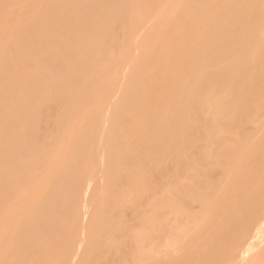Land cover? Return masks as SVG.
<instances>
[{"label": "bare ground", "instance_id": "bare-ground-1", "mask_svg": "<svg viewBox=\"0 0 264 264\" xmlns=\"http://www.w3.org/2000/svg\"><path fill=\"white\" fill-rule=\"evenodd\" d=\"M148 1L149 0H146L145 3H148ZM150 1L152 2V0ZM154 1L157 2V0H153V3L149 2L148 5L153 4L154 7ZM184 1H186V3L189 1V4L187 5H190L192 9L186 10V12L183 11L184 13L180 12L179 16L176 18L177 20L175 19L176 21L173 22V25L169 26L170 30L168 32V25H166L167 27L165 26L167 29L163 28L164 32L160 37L161 40L153 44L142 55L138 69H133L134 71L132 75L123 84L115 104L111 107V109L109 108L110 131L106 143L109 152V158L107 161L106 175L102 184V194L97 198V203L105 204V207L109 206L107 207L109 210L104 209L106 210V213L113 207L126 200L127 195L129 194L128 189H131L133 185V188L137 190V193L135 191L134 194L136 193L137 195L133 194L134 196L129 195V197H135L137 199L135 202L133 200L134 204H139L141 199H144L146 200L145 204L147 203L146 205L148 206L146 207L147 209L145 211L142 210L140 212L135 211L136 208L134 209L132 207L133 213L137 212L136 221L140 222L138 229L134 230H137V248L140 241L144 239L150 240V238H152V234L157 235L155 230L160 224L163 226L165 217L162 215V210L165 208L168 214L172 213V211H176L178 216L179 211L181 217L182 215L185 216L184 218L186 220L183 217L182 218L183 221H186V225L188 224L187 228L185 232L180 233V236L176 237L177 239L175 241H180L183 239L188 240L189 245L191 246V248L188 247L189 252L194 251L195 247L198 248L199 238L201 237L197 236V234L200 235L198 231L196 234V230L199 229L197 225L192 226V222L194 220L202 221L203 219H207L210 215L215 214L217 218L215 219L216 225H214L218 229L217 235L220 237H225L227 236V224L234 217L241 216L243 211H249L250 215L248 219L250 220L248 221L249 223L247 222L248 224L244 228L245 231H242L241 234L238 235L236 241H234L233 244H230L227 250L223 251L222 256L219 258L220 260H217L220 261V264H231L234 263L233 259L236 260L237 258H240L243 260L242 264H264V152L261 153L262 155L260 154V158L256 157L257 152H260V149H264V118L260 123L257 122V125L259 124L256 129L257 133H259L258 137L255 138L257 133H246L247 131H251L252 128L255 129L252 126V128H250L251 130H249L248 124L250 121H253L252 118L254 119V116H252L253 113L257 114V111L260 110V115L262 112L264 115V0ZM98 2L97 4L99 8L102 6L103 1H100L102 3H100V6ZM116 2H118V0H116ZM92 3L93 2L89 4L90 7L92 6ZM174 3L172 4L174 5ZM173 5L171 7H173ZM142 6H140L139 10L149 7L146 9L151 10L150 13L152 16L157 14V9L147 6V4L145 7ZM168 6L165 8L168 9ZM73 7H76V5ZM87 7L88 6H86L85 9ZM109 8L111 9L112 7ZM169 9L172 10V8ZM89 10H93V8ZM142 11H140V14H142H139L140 17L147 15L142 13ZM87 12L89 13L90 11L87 10ZM41 13H39L40 16H42L45 12L43 14ZM167 13H170V11H167ZM160 14L157 16H160ZM170 14H176V12L174 11V13L172 12ZM129 15L130 14L127 13V16ZM139 15H137L138 18H140ZM115 16L119 17L120 15L115 14ZM106 18L107 17H105L103 20ZM65 19L66 18H64L63 21H65ZM41 20L42 19H40V21ZM79 21L77 22L79 23ZM121 21L124 22V20ZM60 25L57 28V32L62 26ZM171 26L173 27L172 30L174 31L171 30ZM43 30L44 27L41 26L39 32L41 33ZM127 32V30L126 33L124 31L128 37ZM172 32H174L173 35L171 34ZM124 33H120L121 37H124L125 40H128L124 36ZM53 34H55V31ZM84 35L85 34H81L83 37ZM133 35L134 34H132V36ZM19 36H21V34ZM14 40L18 42L17 35L14 37ZM139 40H141V38ZM108 41L111 44V40L109 39ZM155 41L156 40H154V42ZM21 44L22 40L20 45ZM49 45L50 43L48 46ZM137 45L138 44H136V46ZM144 46L146 47L145 44ZM118 47L119 46L114 48L117 52ZM145 47H143V49H145ZM98 48L102 47L98 45L96 46L95 44H90L84 48H78V58L74 60L45 61V90L43 97L44 109L42 110L45 111L43 122H45L48 126L50 121H56L57 119L63 120L66 118L67 122L70 123L73 121V117L76 116L78 111L87 107L88 104L94 100L96 101V99H98L100 96L105 97L111 94L113 91H111V72L113 70L114 63L111 58L104 57L108 54L110 56V49H106L108 52L107 54L104 53V49H100L104 53V56L102 54L100 55L102 56L101 58H93V52ZM124 48L125 46L121 49ZM134 48L139 49V47L135 46ZM140 50L138 51L140 52ZM113 51L115 52V50ZM117 52L115 53L118 54ZM130 58L132 57L129 56V59ZM38 64L41 63L38 62ZM38 64L36 63V65ZM13 71L14 72L12 73H15V70ZM27 71L30 72L31 70H26V72ZM28 72L27 74H29ZM23 73L25 74V72ZM86 74L87 76H84ZM26 75H24V77ZM82 75L84 77H82ZM13 76H15V74ZM14 78L16 77L11 79V84H13V81L16 80ZM0 80L2 81L1 86L4 87L5 83H7V76L0 77ZM43 84L41 83V87L44 86ZM13 85L11 86L13 87ZM11 86L7 87L10 88ZM74 86L75 90L73 89ZM9 88L8 90L6 89L7 92H10ZM39 88L37 87V89ZM17 95L19 94L16 93V97ZM63 112L69 113L65 117H62L60 113ZM260 115H258L257 119ZM7 116L9 118L10 114H7ZM81 117L82 116H80V118ZM105 117H107V115ZM8 118L5 117L4 119ZM98 119V115L93 117V123L97 124ZM8 121L9 120L6 122L8 123ZM57 121L56 123L58 124L59 122ZM43 122L40 121V123ZM79 123L81 122L79 121ZM79 123L78 125H81ZM246 123L248 124V129H245L244 132L243 128H247ZM52 125L53 124L51 122V126L49 127L52 128ZM41 126L43 127V125ZM57 127L55 130H52L56 131L54 132L55 134H58L59 131V129L57 130ZM45 128L46 131H51L47 127L42 129ZM41 131L43 133V130ZM49 134L50 133L46 134L47 136L45 135L41 139L40 143H42V145L45 140L46 142L48 141V136H50ZM67 135L69 136V133L66 134V136ZM88 136L89 139L84 149L79 150V152L76 154L72 153L73 160L64 166L59 179L52 185L53 188L49 192L44 206L42 205L41 208L39 205H34L30 211V216L28 215L29 218H24L17 224L13 223L16 224L15 226L12 224V226L15 228L14 230L12 229L13 231L10 232V234L12 237L18 238L19 241L13 249L9 242H6V245L0 249V264H31V262L29 263L27 260L28 256L26 255L27 252H29V248L32 246H34L35 249H37V251L40 253L42 262L49 261V258L53 259L51 258L50 250L54 245V240L57 239L58 241L59 238H53L51 234H54L55 231H58L59 234H61L58 236L62 237L67 227H70L78 216L79 203L77 200V194L79 192L82 174L84 171V162L81 160L83 158L85 161V159L90 157L88 151L91 147V139H93V135ZM29 138H32V140L34 139L30 135ZM50 138L53 137L50 136ZM77 138L79 137L77 136ZM99 139L100 138H98V140ZM32 140L29 142L31 143L34 141ZM29 145L28 147H30ZM39 145L38 147H40ZM60 149L62 150V148ZM63 150L61 152L63 155H65ZM12 152H14V149ZM16 154L18 156V153ZM14 156L16 157L15 154ZM61 157L59 155V158ZM256 158L258 160H255ZM56 161L57 160L55 158V162ZM100 161H102V159ZM223 162L229 163L231 168L233 167V171L242 168L243 166L249 165L251 167V162L252 164L255 162L256 167H260L261 170V173L258 175H256V169H254L255 171L252 170V173L254 171L255 174L252 175L251 173H248L251 174V176H247L249 181L238 182V184L240 183L238 185V191L237 193L235 192L237 194V201L233 203L229 202L227 200L228 198H226L228 191L226 192V196L224 189V191L222 190L218 193V189L222 186V184L226 183L225 178L222 179L221 185H219L215 180L218 178V174L216 173L215 175V172H217L216 170H218V168L223 167ZM56 164L54 163L53 166H56ZM2 168L3 167H1L0 170H2ZM231 168L229 169V175H231ZM32 169L33 168L31 167V169L25 171L23 165V172L21 173L0 172V217L3 214L4 209L9 205V201L13 197L15 190L18 191L19 189H22L24 184V176L30 173ZM250 170L251 168L246 171L249 172ZM241 171L243 172V169ZM53 173L51 172L52 175ZM212 174H214L216 177L213 178L214 180L211 179V176L214 177ZM237 179L238 180L234 179V181H239V178ZM44 181L42 182L45 183ZM46 181H48L47 178ZM236 182L234 183L236 184ZM242 182L244 184H241ZM128 184L131 186L130 188H128ZM232 186L234 185L232 184ZM232 186L231 188L228 186L230 189L228 187L227 189L231 191ZM33 188L34 187H32V189ZM43 188L40 189L43 190ZM32 191L30 193H32ZM40 191H37V193ZM157 191L161 194L157 193V195ZM35 192L32 193L31 196L37 195ZM228 193L230 195L233 194V192L232 194L231 192ZM34 202L31 203L34 204ZM128 202V204H133L132 200ZM194 202H198L199 204V213H197L198 211L194 213L193 209H191L192 206H189V204ZM25 204L26 202L24 203V207L26 208ZM65 206H67V210H61L62 207ZM111 206L112 208L110 209ZM18 208L20 209V207ZM121 208L122 207H120V209ZM190 209L192 210V214L190 213ZM22 211L24 212V210ZM116 212L117 211L115 210V213ZM118 212L121 213V210ZM118 212L117 214L121 215ZM148 212L150 214H147ZM48 219H51V228L54 229V231L48 230ZM133 220H135V218ZM4 222L5 221L2 222L3 225ZM121 222L118 223H120V225H124L126 223H124L122 220ZM212 223L211 225L214 227ZM126 224L128 227L124 226V228L126 227L129 229V224ZM3 225L1 224L0 226ZM111 225L113 226V224ZM117 225L118 229L121 228V232H126V229L124 230L122 226H119V224ZM6 228L7 227L2 228L4 232V229ZM204 228H207V231L205 230L207 233L204 231L202 232H204L206 235L208 234L210 225L209 227L204 226ZM131 229L133 228L131 227ZM212 230L213 229H211V231ZM0 231L2 232V230ZM105 232L103 233L102 230L103 234L107 233ZM109 232L111 231H108L107 234H110ZM113 232L111 233L112 235H119V233L117 234V231L115 232L116 234ZM126 233H128V230ZM126 235L127 238L129 234ZM213 235L215 236V234ZM120 236L122 238V236L124 237L125 235L122 234ZM117 238L118 237H116L114 240ZM126 238H122L123 240H121L123 242H127L128 240H130V242L132 241V239L126 240ZM7 240L9 241V236H7ZM110 240V244L117 243V241L114 242L111 237ZM102 241H105L107 245L109 244V240ZM102 241L99 240L101 245L104 244ZM127 243H129V241ZM127 243H124L127 245V247L130 245L131 247L133 246V244ZM257 244H262V246L257 248L255 247ZM98 246H100V244ZM104 246L101 247L105 248ZM115 246L116 245H114V247ZM119 249H117L118 254H120L118 252ZM121 249L124 248L122 247ZM121 249L120 251H122ZM224 249L226 248L224 247ZM109 251L111 250L108 249L107 252L109 253ZM124 251L126 250L124 249ZM128 252L125 254L126 256L128 255ZM102 253L103 252L96 250V248L93 250V255L95 254V261L94 258H92L94 264H101L100 257L104 255V253L103 255ZM215 253H217V251ZM110 254L120 259L119 256H121V254L118 256L112 252H110ZM210 254L211 253L208 255ZM125 255L123 254L122 256L126 257ZM115 257L114 260L116 261ZM204 257L206 258V256ZM104 258L106 259L107 257L105 256ZM92 259H89L90 262H92ZM118 259V262L125 264L126 260L122 262ZM138 261L139 263H142L140 260ZM181 261L182 262L169 260L166 262V264H182L184 261ZM212 261L213 260L210 262ZM103 263L106 262L104 261L102 264Z\"/></svg>", "mask_w": 264, "mask_h": 264}, {"label": "rangeland", "instance_id": "rangeland-1", "mask_svg": "<svg viewBox=\"0 0 264 264\" xmlns=\"http://www.w3.org/2000/svg\"><path fill=\"white\" fill-rule=\"evenodd\" d=\"M81 1L82 0H48L47 2V0H0V77L7 76V80H6L7 83H5L4 87L1 86L2 81L0 80V94L1 95L5 94L3 96L0 95L1 97V100H0V168L3 167L2 170H0V172L2 173L3 172L21 173L23 172V165H24L25 171H28L29 169H31V167L33 168L30 173L24 176V184H23L22 189H19L18 191L15 190L13 197L9 201V205L4 209L3 214L0 217V225L1 224L3 225L2 222L5 221L4 225L0 226V230H2V232L0 231V236H1L0 237V249H2V247L6 245V242H9V244L12 246V249L14 248V246L18 243L19 239L16 237H12V235L10 234V232H12L15 228L13 226H15L18 222L22 221L24 218L25 219L29 218L30 211L34 205H39L41 208H42V205L44 206L45 201L49 195V192L53 188L52 185L55 182H57V180L59 179L64 166L67 163H69L71 160H73L72 153L76 154L79 152V150L84 149L89 139L88 135H93V139H91V147L89 148V151H88L90 157L85 159V161L83 160V158L81 160L82 162H84L83 164L84 171L82 174V181H81V185L79 188V192L77 194L78 196L77 200L79 203L78 216L76 217L73 224L70 227L69 226L67 227L62 237L58 236V235H61L59 234L58 231H55L54 234H51L53 238H59L58 241L57 239L54 240V245L50 250V255H51V258L53 259L49 258V261L42 262L40 253L37 251V249H35L34 246H32L29 248V252L25 251L27 252L26 256H28L27 260L29 261V263L31 262V264H67L70 261L69 264H89V263L94 264L95 254L93 255V250H95L96 248V250H99V252H103L104 255L107 257L106 258L107 260H106L104 258L105 256L102 253L103 256L100 257L101 264L104 261L106 263H103V264H124V263L118 262L117 261L118 257L116 258L114 255H111L110 252H112L116 256L120 254L122 256L123 254L124 255L127 254L129 250L130 251L128 252V255L127 256L125 255L126 257L119 256L121 260L120 259L118 260L122 262L126 260V262L130 264H137L139 263L138 260L142 262L139 264H166V262L169 260L179 261V262H182L181 260H183L184 262L182 264H200V263L201 264H209V263L215 264L216 262H218L216 264H220L219 263L220 261H218L217 259H219L222 256L223 251L227 250L228 246L230 244H233L234 241H236V239L238 238V235L241 234L242 231H245L244 228L249 223L248 221L250 220L248 219L250 215L249 211H243L241 213V216L234 217L233 218L234 220L232 219L227 224V227H228L226 230L227 236L225 237H220L219 235H217L218 229L215 226L216 225L215 219L217 218V216L215 214L210 215L207 219L205 220L203 219L202 221L194 220L192 222V226L197 225L199 229L196 230V234L198 231L200 235L197 234V236L198 237L201 236V237L199 238L198 248L195 247L194 251L189 252L188 249L191 248V246L189 245L188 240L183 239L180 241H175L177 239L176 237L180 236L179 235L180 233L185 232L187 228L188 224L186 225L185 223L186 222L185 221L186 219L184 218L185 216L182 215V217L185 219L183 221V218L181 217L179 211H178V216H177L176 211L173 212L171 210L172 213L168 214L165 208L164 210H162V215H164L165 217L163 226L160 224L159 225L160 227L158 226L155 230V232H157V235L152 234V238H150V240L144 239L140 241L138 244L139 249L137 248V230L136 231L134 230L138 229V227L140 226V222L136 221L137 219L136 214L137 212H140L142 210L145 211L147 209L146 207L148 206L146 205L147 203L145 204L146 200L144 199H141V202L138 201L139 204H134V202L137 201V199L135 197H129V195L131 196L137 195L136 194L137 190L133 188L134 187L133 185L131 187L128 184L129 185L128 188L131 187V189H128L129 194L127 195V198L129 200L126 198V200L122 202L121 204H118L117 206L113 208L111 206L110 209L112 208L113 210L111 209L110 211H107L108 213L107 212L105 213V211L109 210L107 209V207L109 206L105 207L104 206L105 204L97 203V198L102 194V184H103V181L106 175L107 161L109 158L108 156L109 152H108L106 143H107L108 135L110 131V122H109L110 109L115 104L119 96V93L121 92V89L123 87V84L129 79V77L132 75L133 71L135 70L134 68L138 69L142 55L153 44L161 40L160 37L164 32L163 28L167 29L169 28L170 25H173V22L177 20L176 18L177 16H179L180 12L184 13L186 12V10L192 9L190 5H187L189 4V1H187L188 3H186V1L184 0H176V1L175 0H163V1L159 0V3H158V0H157V2L154 1V7H153V4L148 5L149 2H151L150 0L148 1V3H145L146 0H142V1L141 0H118L119 3L116 2V0H105L106 2L104 0H100L101 2L103 1L102 2L103 4L99 0H86V1L83 0L84 2L82 1V3ZM91 2H93L91 5L94 7L89 6ZM97 2L99 3V6L101 4L102 6L98 8ZM142 3H143V6H142ZM151 3H153V0ZM172 3H174V5ZM74 4L76 5V7H73L75 6ZM146 4L147 6L153 7V9L154 8L157 9L156 11L157 14H154L152 16L150 13L151 10L146 9L149 7H146L144 9L141 8L143 11L139 10L140 6L145 7ZM172 5L173 7H171ZM86 6L90 7V8L87 7L86 9L90 11L91 14L90 12L88 13L87 10L85 9ZM166 6H168V9H166L167 8ZM109 7H112V8L110 9ZM91 8H93V10H89ZM169 8H172V10ZM162 9L164 10V12ZM140 11H142V13H145L147 15H143L142 17H140V15H142L140 14L141 13ZM167 11L168 12L170 11V13L172 12L174 13L175 11L176 14H170V13H167ZM39 13L41 14L44 13L42 15L43 17L40 16ZM127 13H129L130 15L127 16ZM115 14H119L120 16L117 17L115 16ZM159 14L160 16H157ZM137 15H139L140 18H138ZM105 17L107 18L103 20ZM64 18H66L65 21H63ZM79 18H80V21H79ZM40 19L42 20L40 21ZM121 20H124V22H122ZM77 21H79V23ZM52 24L55 26H53ZM59 25L61 27L59 28V31L57 32V28L59 27ZM120 25L123 27H121ZM158 25L160 26L163 25V26L160 27ZM166 25H168V27ZM41 26L44 27V30L43 32L40 33L39 29ZM172 28L173 27L171 26V30ZM126 30L128 31L127 32L128 37L125 34ZM169 30L170 28L167 29V32ZM54 31H55L56 36L55 34H53ZM122 32L125 34L123 35L128 40H125L124 37L123 38L121 37L120 33ZM173 33L174 32H172L171 34L173 35ZM20 34L21 36H19ZM81 34H85L84 37L81 36ZM132 34L134 35L132 36ZM16 35H17L18 42L14 40V37H16ZM117 36H119L120 38ZM108 37L111 40V44L108 41L109 40ZM140 38L141 40H139ZM21 40H22V44L20 45ZM154 40L156 41L154 42ZM49 43H50L49 46L51 47L48 46ZM90 44H95L96 46L98 45L102 47V48H98L96 51L93 52V58H101L102 56L100 55L103 54L104 56V53L107 54L108 53L107 50L110 49L109 50L110 56L108 54V55H105L104 57L111 58V60H113V63H114L113 70L111 72V86H112L111 91L112 90L113 91L111 92V94L105 97L100 96L98 99H96V101L94 100L95 102L93 101L89 103L87 107L78 111L76 116L73 117V121H71L70 123L67 122L66 118L63 120L57 119L58 121L57 120L56 121L59 122L58 124L54 120L50 121L49 122L50 124L48 123L49 126H51V122L53 124L52 128H50L45 122H43L45 111L42 110L44 109L43 108V97H44V90H45V73H44L45 61L47 60L69 61V60L77 59L78 58L77 49L84 48ZM136 44L138 45L136 46ZM144 44L146 45V47L144 46ZM117 46H119L117 48L118 52L116 51V49H114ZM124 46L125 48L121 49ZM134 46L139 47V49L134 48ZM143 47H145V49H143ZM100 49H104V53ZM112 49L115 50V52H117L118 54H116ZM137 49L138 50L141 49L142 51L140 50L139 52ZM129 56L132 58L129 59ZM8 57L11 59V61ZM38 62L41 64H38ZM36 63L38 65H36ZM13 70H15V73H12L14 72ZM26 70H31L32 72L27 71L29 73L27 74ZM23 72H25V74ZM14 74L15 76H13ZM23 74L24 75L27 74V75L24 77ZM84 76H87V74ZM84 76L82 75V77ZM13 77H16L14 78L16 80L13 81L15 83V84L13 83L14 85L10 83L12 82L11 79ZM41 83L42 84L44 83L43 84L44 86L41 87ZM11 85H13V87ZM7 86H11V87L9 88ZM37 87L38 88L40 87V88L37 89ZM8 88L10 89V92L9 91L7 92ZM73 89L75 90V86L73 87ZM16 93L19 94L17 95V97H16ZM84 110L86 113L85 112L83 113ZM51 113H54V112H51ZM68 113L69 112H63V113H60V115H62V117H65L66 115H68ZM262 113L260 115V110L257 111V114L253 113L252 116H254V119L252 118V120L253 121L255 120L256 122L250 121L248 124H249V130H251L250 128H252V126L255 129L252 128L251 131L246 130L247 131L246 133H251V134L257 133L256 129L259 125V124L257 125V122L260 123L261 120H263L264 118V115ZM7 114L8 115L10 114L9 118ZM97 115L99 116V119L97 121V124H94L92 119L93 117ZM106 115L107 117H105ZM258 115H260L259 116L260 119L259 118L257 119ZM80 116L82 117L80 118ZM5 117L8 119H4ZM7 120H9L11 123L9 121L7 123L6 122ZM40 121L43 123H40ZM79 121L81 123H79ZM78 123L81 125H78ZM248 124L246 125L247 128H243L244 132H245V129H248ZM41 125H43V127ZM55 126L60 127V128L57 127V130L59 129L58 134L54 133L56 131H52V130H55L56 128ZM44 127H47L51 131L49 130L46 131V128L42 129ZM70 129H71L72 134L70 132ZM41 130H43V133ZM67 132L69 133V136L67 135L68 138L66 136V134H68ZM48 133H50L49 135L53 137L54 139L48 136V141L50 142L47 141L48 142L47 143L45 140L42 145L40 141ZM26 134H27V137H26ZM29 135L34 138L33 139L34 141L32 140V138H29ZM256 135H255V138L259 136V133H257ZM77 136L79 138H77ZM98 138L100 139L98 140ZM66 139L68 142L66 141ZM30 140H32L33 142L30 143L29 142ZM28 145L30 147H28ZM38 145L40 147H38ZM248 146H245V147H248ZM59 147L62 148V150L64 149L63 152L65 153V155H63V153L61 152L62 150ZM101 148H102V151H101ZM13 149H14V152H12ZM15 152L18 153V156ZM263 152H264V149L263 150L260 149V152L259 151L257 152L256 157L260 158V154ZM13 153L16 155V157L14 156ZM59 155L60 157L61 156L62 157L59 158ZM55 158L58 162L57 161L55 162ZM257 158L255 160H258ZM101 159L102 161H100ZM54 163L55 164L57 163L56 166H53ZM222 164H223V167L218 168V170H216L217 172H215V175L216 173L218 174L217 177L219 179L216 178L214 174H212L214 175V177L211 176V179L216 178L215 180L219 185H221V181L223 178L226 179V183L222 184L221 187L219 186L220 188L218 187L219 188L218 193L221 192L223 189L225 190V191L223 190L225 192V196H226L227 191L231 192V194L233 192L234 195L233 194L230 195L227 192V196H226V198H228L227 200L233 203L237 201L236 193L238 191V185L240 184V183L238 184V182L249 181L248 177L251 176V174L252 175L255 174L254 169H256V175L261 173V170H260V167L258 166L256 167L255 162L253 164L251 162V165H252L251 167L248 165V166H243L242 168H239L241 170L243 169V172L239 169H236L239 172L236 170L233 171V167L231 168V165H229V163L227 162H223ZM248 167L249 169L251 168L249 172L246 171V170H249ZM230 168H231V175H229ZM252 170H254L253 173H252ZM50 171L52 173L54 172L53 175L51 174ZM248 173H251V174H248ZM244 174L246 175V177ZM46 178L48 181H46ZM237 178H239V181L237 182L234 181V179L238 180ZM42 181H44L45 183H43ZM234 182H236V184ZM232 184L234 186H232ZM241 184H244V183L242 182ZM230 185L232 186L231 191L229 190L231 188ZM32 187H34L35 189L34 188L32 189ZM227 187L229 189H227ZM40 188L41 189L43 188V190H41ZM30 190L31 191L34 190L32 191V193H34L36 190L35 193L39 196L32 195L33 196L32 197L31 196L32 193H30L31 192ZM129 190H132V191H129ZM37 191H40V192L37 193ZM135 191L136 193L134 194ZM157 193L158 191L156 192V194ZM158 194H161V193H158ZM131 200L132 202L134 200L133 204H128L129 203L128 201H131ZM25 202H26L25 204L26 208L24 207ZM31 202H34V204ZM124 204H126L127 206ZM192 204H189V206L190 205L192 206L191 209H193V212L196 213V211H198L197 213H199L198 202H194ZM18 207H20V209ZM120 207H122L123 209L122 208L120 209ZM132 207L134 209L136 208L135 211L137 212L134 211L135 213H133ZM22 210H24V212ZM61 210H67V206L62 207ZM115 210L117 212L121 210V213L118 212L121 215L117 214V212L115 213ZM173 210H176V209H173ZM18 213H22L23 215L18 214ZM190 213L192 214V210L190 211ZM147 214H150V213L148 212ZM132 217L133 219L135 218V220H133ZM123 219H125L126 221ZM48 220H47L48 230L54 231V229L51 228V223H50L51 219H48ZM121 220L124 223L125 222L128 223L130 228L129 229L126 227L124 228V226L128 227L126 223L125 224L123 223L124 225L122 224L120 225V223L118 222H121ZM13 223H16V224H13ZM116 223L119 224V226H122L124 230L126 229V232L128 230V233L124 232L123 229H122L123 232H121L120 231L121 228L119 227L120 229H118V225ZM211 223L213 224L214 227H212ZM111 224H113V226ZM209 225H210V228L208 229V234L205 235V233H207L205 232V230L207 231V228L205 229L204 226L209 227ZM200 226L203 227L204 230ZM1 227L2 228L7 227L6 228L7 231L6 229H4L5 230L4 232ZM131 227L133 229H131ZM211 229L213 230L211 231ZM102 230H103V233L106 230H107L106 231L107 233L108 231H111L109 232L110 234L113 231H114L113 233L116 234L115 232L117 231V234L119 233V235L115 236L111 234L112 236H114L112 237L110 234H107L106 232H105L106 234H103ZM119 231L121 232V234ZM202 231H204L205 233ZM125 233L129 234L127 238H126L127 235ZM122 234L125 235L124 237L122 236V238H126V240L132 239V241L130 242V240H128L129 243H127L128 241L123 242L122 241L123 239L120 236ZM213 234H215V236ZM202 235H205V236H202ZM7 236H9V241L7 240ZM110 237L114 242L117 241V243L114 244L112 242L113 244H110L111 243ZM116 237L118 238L114 240ZM99 240L100 241L109 240L110 245L109 244L107 245L105 241H102V243L104 242V244L101 245V243H99ZM124 243H127V244L131 243L133 244L134 247L132 246L133 247L132 248L131 245L128 246L129 248L130 247L132 248L131 250V248L129 249L127 245ZM99 244L100 246H98ZM111 245L114 249L111 247ZM114 245L116 246L114 247ZM101 246H104L105 248ZM261 246L262 244L261 245L257 244L255 247L258 248ZM119 247L120 249L123 247L126 251H124V249H121L122 251H120ZM224 247L226 249H224ZM215 248H216L217 253H215L216 252ZM108 249L111 250L109 251V253L107 252ZM117 249H119L118 252L120 254L117 253ZM105 250H106V253H105ZM200 250H201V253H200ZM209 253L211 254L213 253V254L208 255ZM204 256H206V258ZM114 257L116 261L114 260ZM92 258H94V261ZM89 259H92V262H90ZM211 260L213 261L210 262ZM126 262L125 264H128ZM233 262L234 263H231V264H242L243 260H241L240 258H237L236 260L233 259Z\"/></svg>", "mask_w": 264, "mask_h": 264}]
</instances>
